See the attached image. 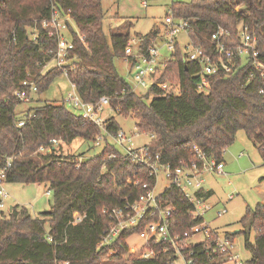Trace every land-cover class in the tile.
<instances>
[{"label": "trees", "instance_id": "obj_1", "mask_svg": "<svg viewBox=\"0 0 264 264\" xmlns=\"http://www.w3.org/2000/svg\"><path fill=\"white\" fill-rule=\"evenodd\" d=\"M53 11L65 19L73 43L67 79L80 98L92 103L106 97L110 112L134 119L140 134L151 135L147 144L151 151L172 165L193 159V145L222 161L226 147L241 130L256 146L264 166V95L259 93L264 77L235 55L233 71L207 77V90L200 92V67L187 61L176 43L160 81L177 84L178 93L151 87L137 94L117 66L124 59L129 31L105 34L107 13L101 0H0V168L9 159L7 183L44 185L52 194L49 210L37 218L20 205L11 207L6 215L1 212L0 264H167L171 247L159 244L155 257L136 258L127 251L126 233L111 248L98 246L109 222L103 209L133 201L145 192L143 183L152 184L143 166L121 157L106 159L117 152L107 138L98 153L86 158L84 153L64 154L61 144L58 151L38 152L54 138L62 143L76 138L93 143L100 134L94 123L67 110L63 100L39 97L62 76L51 63L56 39L41 25ZM169 12L175 19L186 20L188 39L214 56L211 34L218 27L230 32L232 49L238 43V26L245 27L256 36V49L264 63V0L177 1L170 4ZM160 35V28L154 26L149 34L137 37L146 48ZM24 80L37 86L28 103L15 97ZM22 113L33 116L18 127L17 117ZM105 128L111 135L122 130L112 115L106 117ZM198 194L211 195L209 191ZM160 197L164 207L174 208L171 234H181L200 221L188 215L192 207L177 189L170 187ZM77 217L81 221L76 222ZM239 224L242 230L237 234H243L251 255L247 261L264 264V206L247 207ZM251 231L255 232L252 243L248 240ZM234 235L226 233L224 237L232 241ZM164 248L168 250L164 252ZM207 250L205 243L191 244L187 252H191L192 264H217L220 257L209 256Z\"/></svg>", "mask_w": 264, "mask_h": 264}, {"label": "built area", "instance_id": "obj_2", "mask_svg": "<svg viewBox=\"0 0 264 264\" xmlns=\"http://www.w3.org/2000/svg\"><path fill=\"white\" fill-rule=\"evenodd\" d=\"M67 18V17H66ZM65 19L60 18L56 11H53L48 20H42L41 25L47 30L49 36L56 39V48L51 58L52 66L59 69L62 76L67 79V60L73 43L68 38ZM189 26L186 20L173 18L167 14L163 21L164 42L160 47L157 41L152 45L142 48V39L130 38L124 47V61L128 63L129 72L132 74V91L137 94L146 93L151 87H156L165 93L173 91L178 93V85L168 81H160V76L166 68V59L171 56L180 33H185L187 42L181 46L187 61L198 63L199 71L197 75L200 81L197 90L205 92L207 90V77L218 73L229 74L235 66L233 57L248 61L250 66L261 72L264 77V63L259 59V53L256 49L257 38L250 34L246 28L238 26V43L232 49L230 32L227 29L218 27L212 34L211 40L214 44L215 56L207 53L206 49L199 45H194L188 39ZM165 49H162V48ZM163 50L165 52H163ZM253 72L250 74L252 77ZM68 80V79H67ZM71 90L63 99V103L73 108L77 114L86 121L94 123L99 129L100 134L95 138L94 146H100L103 139L107 138L114 144L117 152H111L106 159H116L121 157L128 159L133 163L139 164L145 168L146 174L152 178V184L147 182L142 184L145 192L133 201H125L118 207L104 208L103 213L108 215V226L100 236L99 247H112L114 241L123 233L127 234L126 245L130 255L140 259H150L156 255V247L164 244L171 247V259L167 264H192L191 252H187L191 244L205 243L207 251L211 257H220L217 264H251L243 260L234 251L232 241L224 236L221 237L216 231L212 230L204 222V214L212 208L209 198L199 195L200 191L204 194L205 176L224 174V164L222 161H216L206 155L196 145H193L194 158L179 165H172L161 160L158 153H153L149 145L145 144L139 147H132L130 143L133 135H127L119 130L115 135H111L105 128L104 112L109 107V101L106 97H100L96 102H84L75 90L74 84L70 81ZM37 91L36 83L24 80L20 83V89L15 91V97L19 102L27 103L30 96ZM264 95V88L259 90ZM33 113H22L17 117V126L24 125V120L32 117ZM136 134L140 133L134 128ZM62 142L59 139H51L45 145L38 148L41 154H49L52 151H58ZM241 156V155H239ZM10 167V160L6 161L3 168H0V209L5 207V201L9 194L5 190L6 172ZM170 187H173L182 194V196L191 205L188 215L199 218L200 221L191 225L181 234H171L170 227L173 226L174 208L163 206L161 195ZM49 191H47L48 193ZM230 195L228 199H231ZM11 209L8 207V212ZM226 212L221 209L217 212L220 216ZM81 221V217L75 219ZM216 234L213 236L212 234ZM203 234L204 238L200 242H192L194 235ZM136 235L142 239L141 247L128 246L127 239ZM164 248V252L168 250ZM64 264H67L66 262Z\"/></svg>", "mask_w": 264, "mask_h": 264}, {"label": "rangeland", "instance_id": "obj_3", "mask_svg": "<svg viewBox=\"0 0 264 264\" xmlns=\"http://www.w3.org/2000/svg\"><path fill=\"white\" fill-rule=\"evenodd\" d=\"M177 1L188 2L190 0H101L102 8L107 13L103 21L105 34L108 36L109 30L119 32L128 30L130 38L138 39L137 35H147L154 26H157L161 31L157 42L163 43L164 18L170 13V4ZM177 42L181 46L185 45L187 42L186 34L180 33ZM117 66L124 79L130 83L132 74L129 72L128 63L123 59L117 63ZM70 90L69 81L63 76H59L51 82L48 89L39 97L44 100L61 101ZM65 107L70 112L77 113L68 105H65ZM108 115L115 118L118 126L127 135H133V140L130 143L132 147H139L151 141V135L149 134L135 136L134 119L112 114L107 109L104 116ZM62 148L64 154L84 153L86 158L98 153L101 147L76 138L71 143H62ZM222 161L224 174L205 176L204 187L212 192L209 198L212 208L203 217L204 222L221 237L234 230H242L239 221L247 207L253 209L257 204L264 206V178L261 179L264 176V166L256 146L246 138L243 131H238L233 143L226 147L222 155ZM5 190L9 194V198L5 201V207L0 209V215L1 212L6 215L9 206L20 205L27 209L31 217L37 218L41 212L49 210L52 202V194L50 191L47 193V188L44 185H21L6 182ZM230 195L232 198L228 199ZM221 209H225L226 212L218 216L217 212ZM254 237L255 232L251 231L248 237L250 243L254 241ZM203 238V234H197L191 238V241L200 242ZM142 242V239L136 235H132L127 239L128 246L141 247ZM232 245L241 259H250V251L244 245L243 234L236 233L232 237Z\"/></svg>", "mask_w": 264, "mask_h": 264}, {"label": "crops", "instance_id": "obj_4", "mask_svg": "<svg viewBox=\"0 0 264 264\" xmlns=\"http://www.w3.org/2000/svg\"><path fill=\"white\" fill-rule=\"evenodd\" d=\"M157 44H158L160 47L162 46V42H161V43H160V42H159V43L157 42ZM163 52H165V51L163 50ZM204 186H205V185H204ZM204 190H205L206 192H208V191H209V192H210V194L212 193L210 190L206 189L205 187H204ZM210 196H211V195H209V196H208V198H210ZM9 209H11V207H10V206H9ZM45 211H46V210H45Z\"/></svg>", "mask_w": 264, "mask_h": 264}, {"label": "water", "instance_id": "obj_5", "mask_svg": "<svg viewBox=\"0 0 264 264\" xmlns=\"http://www.w3.org/2000/svg\"><path fill=\"white\" fill-rule=\"evenodd\" d=\"M48 210H46V211H44V212H47ZM239 232V230L237 229V230H234V231H232L230 234H236V233H238Z\"/></svg>", "mask_w": 264, "mask_h": 264}]
</instances>
